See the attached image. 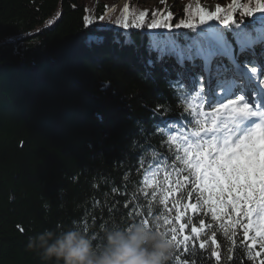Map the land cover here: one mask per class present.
<instances>
[{
    "label": "trees",
    "instance_id": "1",
    "mask_svg": "<svg viewBox=\"0 0 264 264\" xmlns=\"http://www.w3.org/2000/svg\"><path fill=\"white\" fill-rule=\"evenodd\" d=\"M90 1L0 0V264H43L28 244L45 230L60 235L77 229L94 247L103 246L105 229L129 228L159 206L133 183L143 179L135 171L138 156L158 159L153 152L164 135H153L151 113L142 106L166 92L159 68L155 82L146 78L152 71L146 66L151 36L114 27L125 13L105 0ZM167 1L176 16L191 5V0ZM141 2L129 0V18L139 13ZM85 18L93 23L86 27ZM129 169L125 194L122 177ZM145 200L140 216L128 215L125 202ZM189 215L190 209L184 218ZM148 219L153 228L159 223V231H167L162 220ZM240 231L233 245L217 222L222 264H259L261 257L248 259ZM206 247L208 260L198 248L193 255L200 264H215L210 242ZM176 252L173 244L167 264H182L184 253L175 259Z\"/></svg>",
    "mask_w": 264,
    "mask_h": 264
},
{
    "label": "snow or ice",
    "instance_id": "2",
    "mask_svg": "<svg viewBox=\"0 0 264 264\" xmlns=\"http://www.w3.org/2000/svg\"><path fill=\"white\" fill-rule=\"evenodd\" d=\"M123 12L129 13L128 5ZM256 14L259 20L252 19ZM92 23L85 18L86 27ZM114 27L151 36L146 66L152 71L146 78L155 82L153 72L159 68L166 85L154 104L142 105L151 113L153 135H164L153 152L158 159L137 158L135 171L143 179L133 183L159 205L143 213L139 223L159 231L162 225L153 228L148 216L162 220L167 226L162 233L177 249L174 258L184 253L182 264H200L193 255L197 248L208 260L203 252L209 242L210 257L222 264L217 222L233 245L242 229L248 259L258 256L264 264V63L257 66L264 62V0H231L214 10L197 0L194 9L185 6L180 16L167 9L144 10L125 15ZM131 172L122 177L125 194ZM161 172L166 174L157 179ZM111 191L119 190L113 186ZM147 204L125 202L124 207L130 209L128 215L140 216ZM189 209L193 215L184 218ZM185 229L190 231L184 234Z\"/></svg>",
    "mask_w": 264,
    "mask_h": 264
},
{
    "label": "clouds",
    "instance_id": "3",
    "mask_svg": "<svg viewBox=\"0 0 264 264\" xmlns=\"http://www.w3.org/2000/svg\"><path fill=\"white\" fill-rule=\"evenodd\" d=\"M29 249L39 253L43 264H167L173 245L161 232L143 224L123 230L105 229V243L77 229L57 235L45 230L29 239Z\"/></svg>",
    "mask_w": 264,
    "mask_h": 264
},
{
    "label": "rangeland",
    "instance_id": "4",
    "mask_svg": "<svg viewBox=\"0 0 264 264\" xmlns=\"http://www.w3.org/2000/svg\"><path fill=\"white\" fill-rule=\"evenodd\" d=\"M98 0H92L90 1L92 4H95ZM180 5L186 4V1L184 0H177ZM231 2V0H202L203 6L205 8L212 7L214 10V6L216 4H220L222 6H226ZM105 5L112 6L116 9L118 12H123V9L125 5L129 6V0H105ZM141 6V7H140ZM191 6L194 9L197 6V0H191ZM138 10L144 11H157V10H169V2L167 0H164V3H161V0H142L141 4L139 6ZM139 11V12H140ZM127 15V14H125ZM260 18V14H256Z\"/></svg>",
    "mask_w": 264,
    "mask_h": 264
},
{
    "label": "bare ground",
    "instance_id": "5",
    "mask_svg": "<svg viewBox=\"0 0 264 264\" xmlns=\"http://www.w3.org/2000/svg\"><path fill=\"white\" fill-rule=\"evenodd\" d=\"M123 1H125V0H123Z\"/></svg>",
    "mask_w": 264,
    "mask_h": 264
}]
</instances>
